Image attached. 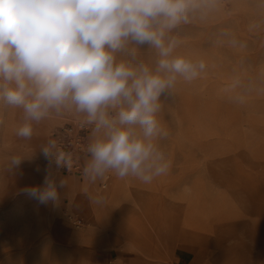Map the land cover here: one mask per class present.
Masks as SVG:
<instances>
[{
  "label": "rangeland",
  "instance_id": "374dc122",
  "mask_svg": "<svg viewBox=\"0 0 264 264\" xmlns=\"http://www.w3.org/2000/svg\"><path fill=\"white\" fill-rule=\"evenodd\" d=\"M55 1L61 10L0 0V264H264V214L251 195L259 189L264 206V0ZM74 97L100 100L99 112L63 107L48 157L54 134L78 121L88 153L81 173L48 159L58 174L49 181L92 174L106 197L93 225L31 152L34 115ZM117 167L125 179L114 188L105 175ZM192 209L213 227L207 244L182 251L165 215L185 220Z\"/></svg>",
  "mask_w": 264,
  "mask_h": 264
},
{
  "label": "bare ground",
  "instance_id": "6f19581e",
  "mask_svg": "<svg viewBox=\"0 0 264 264\" xmlns=\"http://www.w3.org/2000/svg\"><path fill=\"white\" fill-rule=\"evenodd\" d=\"M37 3L36 5L40 7V5H43V1L45 0H35ZM50 1V0H49ZM54 3L53 5L55 6L56 10H61L63 3L52 0ZM70 6V5H69ZM67 6L64 10L65 12H68V7ZM77 12V11H76ZM100 100H94L93 102H87L83 100L81 97H74V100H71L69 104H56L57 111H52L47 114H35V123L36 125V131H35V136H34V148L31 151L33 155L36 157V166L39 172V175L46 180V182H50V179L53 180L54 175L58 176L56 171L54 170L53 166L57 167L60 171H65L62 168H60L56 162L54 161V154L52 153V161L49 159V147H48V130L49 128L59 120L60 116H65V110L63 107H65L68 110V113H71L75 115L76 118H95L98 114L99 110V103ZM110 119V118H107ZM69 124V123H67ZM72 124V123H70ZM76 124V123H75ZM78 124H84L85 123L78 121ZM66 125V124H65ZM62 126L63 128L66 126ZM61 127V128H62ZM60 128V129H61ZM60 129L57 131L59 132ZM56 132V133H57ZM88 132L86 134L87 138V143L89 146L88 142ZM55 133V134H56ZM54 134V138H55ZM121 135L122 140L124 141V131L121 130L119 132ZM88 150V147H87ZM86 150L85 153H88ZM84 153V154H85ZM83 156V155H82ZM82 156H79L77 158L78 163L81 165L80 158ZM207 156H210L209 154ZM51 164H49V160ZM209 164L213 165L212 162H215L214 160H207ZM82 166V165H81ZM68 172V171H65ZM70 173V172H68ZM106 178L108 179V182H111V187H117L122 184V180H124V170L120 167H117L114 172H113V177H109L108 174L105 175ZM109 177V178H108ZM92 174H89V176L86 177L84 181L80 182V179L77 175H73L72 177L66 178L65 180L62 181H54L51 183L52 187L55 188V190H60L62 194H64L67 205L71 207L72 209L78 210L81 207H86L88 208V213L86 214V219L88 223L91 225L98 223L100 221H103L99 219V213L98 209L103 206V200L106 199L105 195L102 194L101 191H99L92 183ZM127 183V182H125ZM262 192L259 189H251V195L252 198L255 199L257 204L254 206L253 211L256 213H259L258 215L264 214V206L259 202V198L262 196ZM263 197V196H262ZM47 203H44V206H46ZM38 205H36L37 207ZM42 205H40L41 207ZM43 207V206H42ZM148 208V207H146ZM147 216V221L150 227L156 228L157 230V236L158 238L162 237V219L159 217L158 212L154 210V206H150L149 209L145 212ZM168 212L165 215V221L169 223V228H168V237L174 241H179L177 243L180 245L182 248V251H185L184 249L188 248L190 244L191 246L195 245H205V243L209 240L207 236L208 230H210L213 226L211 224L212 219H209L205 217L203 214V211L201 210H193L188 213L187 217L182 219L181 214L174 215V217L171 219V217H168ZM219 221H230L233 219V216L231 215H226L224 213H221L218 217ZM104 222V221H103ZM63 228L65 229V224H68V221L61 223ZM67 226V225H66ZM257 226V225H256ZM228 227V226H227ZM229 230H233L235 226L229 225ZM259 227H257V230ZM259 231H262L259 229ZM73 235H76L73 233ZM135 242H139V238H133ZM219 243V242H218ZM139 245V243H135ZM207 244V243H206ZM216 244V243H215ZM157 258H159V254H156ZM221 256V257H220ZM219 256V258H223L225 256L224 253H222Z\"/></svg>",
  "mask_w": 264,
  "mask_h": 264
},
{
  "label": "built area",
  "instance_id": "2783aa9c",
  "mask_svg": "<svg viewBox=\"0 0 264 264\" xmlns=\"http://www.w3.org/2000/svg\"><path fill=\"white\" fill-rule=\"evenodd\" d=\"M54 138V161L65 171L81 173L82 166L77 158L84 155L88 143L86 134L88 126L84 124H66Z\"/></svg>",
  "mask_w": 264,
  "mask_h": 264
}]
</instances>
